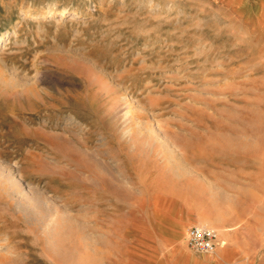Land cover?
<instances>
[{"label": "rangeland", "instance_id": "rangeland-1", "mask_svg": "<svg viewBox=\"0 0 264 264\" xmlns=\"http://www.w3.org/2000/svg\"><path fill=\"white\" fill-rule=\"evenodd\" d=\"M228 11L0 0V264H146L117 209L149 189L150 155L264 128V52L231 42Z\"/></svg>", "mask_w": 264, "mask_h": 264}, {"label": "crops", "instance_id": "crops-1", "mask_svg": "<svg viewBox=\"0 0 264 264\" xmlns=\"http://www.w3.org/2000/svg\"><path fill=\"white\" fill-rule=\"evenodd\" d=\"M203 2L229 7L222 17L229 19V28L223 32L232 43L264 52V0ZM260 61L252 65L264 67ZM215 127L213 134L202 133L215 142L212 154L196 156L181 146L172 156L150 155L143 169L149 189L137 190L134 202L117 209L118 225L139 244L146 264H264V128L250 134L239 133L247 129L235 123ZM239 141L251 148L239 150ZM194 225L217 232L214 252L190 249L187 231Z\"/></svg>", "mask_w": 264, "mask_h": 264}, {"label": "built area", "instance_id": "built-area-1", "mask_svg": "<svg viewBox=\"0 0 264 264\" xmlns=\"http://www.w3.org/2000/svg\"><path fill=\"white\" fill-rule=\"evenodd\" d=\"M188 245L197 254L214 252L217 244V232L204 225H194L187 231Z\"/></svg>", "mask_w": 264, "mask_h": 264}, {"label": "bare ground", "instance_id": "bare-ground-1", "mask_svg": "<svg viewBox=\"0 0 264 264\" xmlns=\"http://www.w3.org/2000/svg\"><path fill=\"white\" fill-rule=\"evenodd\" d=\"M150 5H151V4H150ZM63 12H64V11H63ZM63 12H62V13H63ZM2 38H3V37H0V41H1V42H2ZM17 178H18V177H17Z\"/></svg>", "mask_w": 264, "mask_h": 264}]
</instances>
